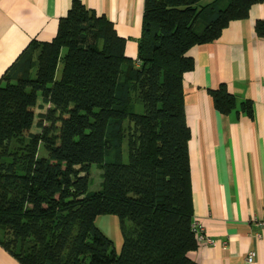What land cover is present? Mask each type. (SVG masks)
<instances>
[{
  "label": "trees",
  "instance_id": "1",
  "mask_svg": "<svg viewBox=\"0 0 264 264\" xmlns=\"http://www.w3.org/2000/svg\"><path fill=\"white\" fill-rule=\"evenodd\" d=\"M201 2L145 0L132 59L113 22L73 0L56 36L32 40L4 73L0 245L22 264H198L189 256L201 242L184 101V76L194 68L187 52L264 0ZM89 22L96 42L86 45ZM256 29L264 35V20ZM208 92L220 112L236 109L225 84ZM40 100L47 107L37 115ZM240 108L252 114L249 101ZM93 165L102 179L96 191ZM105 214L120 219L119 253L96 225Z\"/></svg>",
  "mask_w": 264,
  "mask_h": 264
},
{
  "label": "crops",
  "instance_id": "2",
  "mask_svg": "<svg viewBox=\"0 0 264 264\" xmlns=\"http://www.w3.org/2000/svg\"><path fill=\"white\" fill-rule=\"evenodd\" d=\"M80 1L113 22L125 38L126 56L136 59L145 0ZM72 2L0 0V80L32 40L56 36ZM258 20H264V2L254 4L247 18L231 21L217 39L187 52L194 60L184 76L194 216L213 239L189 252L198 264H264V225H257L264 221V35ZM95 28L88 27L86 39ZM89 38L94 44L96 36ZM221 84L237 99L229 113L220 112L208 92ZM245 100L252 114L240 108ZM0 264L22 263L0 245Z\"/></svg>",
  "mask_w": 264,
  "mask_h": 264
},
{
  "label": "rangeland",
  "instance_id": "3",
  "mask_svg": "<svg viewBox=\"0 0 264 264\" xmlns=\"http://www.w3.org/2000/svg\"><path fill=\"white\" fill-rule=\"evenodd\" d=\"M92 24H94V22H89V23H87V25L84 26V28L82 30L83 35L86 32V30L88 29V27ZM88 34L89 35L87 36V39H86V34L84 35V37L82 36L84 38L83 41L85 42V44L87 43V45H89L88 43H90V38L88 40V37L91 36V39H92V37L95 36L94 32H90ZM46 107H47V105L45 103H43L42 100H40L38 102V106H36L33 110L38 115V113L43 112ZM37 118H39V117H37ZM33 130H39V127L37 125H35L33 127ZM25 133H26L25 138L27 141L29 139L28 130H26ZM17 147H18V145L15 142L13 144V148H17ZM101 181H102L101 171L97 168V166L93 165L91 167L90 191L98 190L100 188ZM96 225L107 237H109L113 241L114 248L119 253L121 250L122 244H123V237H122V233H121V229H120V219L116 215H112V214L100 215L96 219Z\"/></svg>",
  "mask_w": 264,
  "mask_h": 264
},
{
  "label": "built area",
  "instance_id": "4",
  "mask_svg": "<svg viewBox=\"0 0 264 264\" xmlns=\"http://www.w3.org/2000/svg\"><path fill=\"white\" fill-rule=\"evenodd\" d=\"M257 225H264V221L262 220L257 222ZM194 230L197 234V238L199 242L206 244L213 243V239L204 232V229L201 226H199L197 222H195L194 224ZM258 236L260 235L258 234ZM254 257H255V252L254 251L249 252L247 256V261L252 262L254 260Z\"/></svg>",
  "mask_w": 264,
  "mask_h": 264
}]
</instances>
